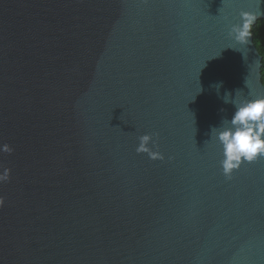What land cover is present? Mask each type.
<instances>
[{
	"label": "water",
	"instance_id": "95a60500",
	"mask_svg": "<svg viewBox=\"0 0 264 264\" xmlns=\"http://www.w3.org/2000/svg\"><path fill=\"white\" fill-rule=\"evenodd\" d=\"M249 17L264 0H0V264H264V156L227 179L211 136L225 90L264 94Z\"/></svg>",
	"mask_w": 264,
	"mask_h": 264
},
{
	"label": "clouds",
	"instance_id": "9594fccd",
	"mask_svg": "<svg viewBox=\"0 0 264 264\" xmlns=\"http://www.w3.org/2000/svg\"><path fill=\"white\" fill-rule=\"evenodd\" d=\"M251 23L252 18L249 17L246 21L242 19L239 24L233 25L232 33L237 41L243 42L250 39ZM222 86L223 81L209 85L216 90L217 96H220ZM238 90H235L234 96L232 92L225 90L222 101L224 104H232L234 111L230 119L223 117L220 125L213 127L211 131L212 136L213 130H216V138L222 145L224 158L221 161V167L227 179H231L232 171L243 161L251 162L264 156V94L240 100L236 98ZM220 111L224 112L225 109L221 108ZM139 141L138 152H148L153 159H163L162 153L150 147V144L156 143L152 134L144 133L139 137ZM2 203L0 199V204Z\"/></svg>",
	"mask_w": 264,
	"mask_h": 264
},
{
	"label": "trees",
	"instance_id": "16d2710c",
	"mask_svg": "<svg viewBox=\"0 0 264 264\" xmlns=\"http://www.w3.org/2000/svg\"><path fill=\"white\" fill-rule=\"evenodd\" d=\"M251 32L254 36V43L262 55V81L264 82V18L259 19L254 25H251Z\"/></svg>",
	"mask_w": 264,
	"mask_h": 264
}]
</instances>
